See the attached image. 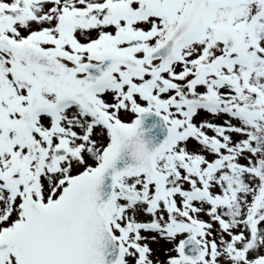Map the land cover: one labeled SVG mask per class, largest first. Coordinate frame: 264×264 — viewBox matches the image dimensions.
<instances>
[{
  "label": "snow or ice",
  "instance_id": "6c2138e0",
  "mask_svg": "<svg viewBox=\"0 0 264 264\" xmlns=\"http://www.w3.org/2000/svg\"><path fill=\"white\" fill-rule=\"evenodd\" d=\"M0 264H264V0H0Z\"/></svg>",
  "mask_w": 264,
  "mask_h": 264
},
{
  "label": "water",
  "instance_id": "95a60500",
  "mask_svg": "<svg viewBox=\"0 0 264 264\" xmlns=\"http://www.w3.org/2000/svg\"><path fill=\"white\" fill-rule=\"evenodd\" d=\"M154 119H155V117H153V116L147 117L146 118V124H151ZM155 132H156V139L157 140L163 138L164 131L162 129H160L159 125H157V128L155 129ZM122 163H123L122 161H118L117 162L118 166L122 165ZM106 182H107V180H106Z\"/></svg>",
  "mask_w": 264,
  "mask_h": 264
}]
</instances>
